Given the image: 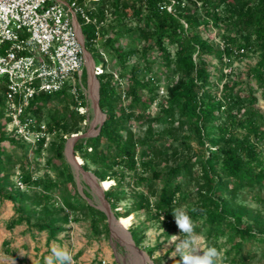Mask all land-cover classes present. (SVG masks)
Wrapping results in <instances>:
<instances>
[{
  "label": "trees",
  "instance_id": "obj_1",
  "mask_svg": "<svg viewBox=\"0 0 264 264\" xmlns=\"http://www.w3.org/2000/svg\"><path fill=\"white\" fill-rule=\"evenodd\" d=\"M161 1H92L86 13L95 19L96 24H84L77 19L84 45H91L96 39V32L98 35L106 34L102 24L106 20L107 7L114 11L115 22L109 29L112 37L107 36L106 41L116 53L121 69L119 77H127V85L122 91L129 97V102L126 108L119 104L120 85L113 82L112 74L96 75L98 107L105 114V119L95 136L75 141L73 153L82 159V169L87 170V165L92 167V174L98 181L116 182V187L110 186L103 192L116 218L143 211L151 218L161 220L172 233L180 232L172 215L178 206V197L193 181L197 199L188 214L194 222L195 231H203L206 246L216 247L224 263L248 264L256 257L254 248H264V229L261 226L254 229V226L244 223V211L234 204V199L243 192H250L257 202L264 203V153L260 147L264 142V113L254 107L256 98L250 87L247 93H243L241 89L234 91L230 85H224L217 96L211 90L206 57L223 62L255 50L257 60L248 68L247 74L261 88L264 96V0H178L175 14L161 10L157 5ZM183 1L185 4L182 6L180 3ZM125 17L134 20V26L127 27L123 23ZM210 29L218 30L222 41L220 46L204 38L202 30ZM126 34H136L146 43L147 46L140 50L145 68L148 67V53L156 50L169 77H178L166 90L165 106L149 120L140 139L134 138L125 122L134 118L135 109L145 112L149 108L158 97V87L153 85L152 78L145 81L139 79V70L135 66L127 71V55L136 54L137 50L132 48L123 54L118 48L119 38ZM169 47L174 48L173 54ZM143 90L146 95H143ZM53 103H66L74 109L85 105L82 95H79V102H75L64 88L36 96L30 103V112L38 121L40 113ZM74 109L60 118L48 114L51 122L45 124L47 131L79 132L78 124L84 121L85 116ZM176 116L180 127L186 126L201 145L205 141L208 143L206 154H202L199 161L191 157L167 170H155L149 159L157 153L156 143L160 135L173 133L171 125ZM4 121L0 114V198L10 202L15 212V217L6 224V228L11 230L25 224L30 230L44 232L49 242L65 231L56 221L68 223L70 213L80 212L88 217L90 229L98 233L99 224L106 225V217L103 212L89 206L77 192L64 161V138L54 143L52 158L48 160V164H54L55 173L61 178V183H58L33 176L30 171L28 150L33 152V156H39L43 141H38L36 147L30 149L29 145L8 138L4 135ZM160 122H168L170 127L155 130L154 124ZM8 149H19L25 165V173L19 175L24 188L20 189L15 184L13 193L6 190L7 177L1 175L14 168ZM195 165L200 166V172L193 175ZM126 176L130 180L126 185L135 189L143 187L145 191L132 192L130 207L120 214L115 210V204L125 195L117 188L124 187ZM62 184L67 185L66 193H62ZM84 196L88 197L86 193ZM58 200H61V211L64 212L61 219L48 218L51 210L44 207L45 219L30 222L31 205L58 203ZM129 234L134 244L138 245V232L130 230ZM147 254L151 256L152 250H147ZM34 264L47 262L40 258ZM152 264H160V258H152Z\"/></svg>",
  "mask_w": 264,
  "mask_h": 264
},
{
  "label": "rangeland",
  "instance_id": "obj_2",
  "mask_svg": "<svg viewBox=\"0 0 264 264\" xmlns=\"http://www.w3.org/2000/svg\"><path fill=\"white\" fill-rule=\"evenodd\" d=\"M106 10V20L102 24V27L106 30V34L100 33L91 45L85 46L84 67L80 76L79 85L85 105L81 108H79V106L77 109H74L73 106H69L66 103L49 104L47 110H43L40 113L38 121L46 124L48 121L51 122V119L47 117L48 114L60 118L69 110L74 109L78 114L85 116L84 121L78 124L80 131L77 133L83 136L89 135L87 137L95 136L98 133L97 127L101 115L100 111H96L93 107V101L89 93L90 75L92 74L94 80H97L96 75L93 74L94 65L99 69V71H97L98 74H112L113 82H119V90H121L119 104L122 108H126L129 97H127L122 90L127 85V77H119L121 69L116 59V53L109 48V43L106 41L107 36H109V38L112 37L109 33V29L115 22L113 17L114 11L108 7ZM123 23H125L127 27L134 26L135 24L134 20H130L127 17L123 19ZM202 34L204 38H208L211 44L216 46L221 45L222 41L217 29H210L208 31L202 30ZM117 45L123 54L129 52L132 48L137 50L136 54L132 53L127 55V71L132 66H135V68L139 70L137 74L139 79L145 81L146 78H152L154 79L153 85L158 87V97L149 108L145 112L140 108L135 109L134 118L125 122L126 128L131 130L134 138L140 139L146 131L149 120L159 114L161 108L165 106L166 90L178 80V77H169L168 73L165 72L161 56L156 50H152L148 53L146 58L148 67L145 68V62L140 57V50L147 45L139 39L136 34H126L119 38ZM168 50L171 54L174 53V48L169 47ZM87 52L90 57V66L86 59ZM206 60L209 61L208 70L211 74L209 79L211 82V90L216 92L217 96L221 93L224 85H230L234 91L241 89L243 93H247V88L250 87L252 89V95L256 98L254 107L264 113V96L262 90L247 74L248 68L253 66L257 60V52L255 50L246 51L242 57H234L230 60H224L223 62H218L210 57H206ZM142 92L143 95L147 94L145 90ZM171 126L173 133L160 135L156 143L157 153L153 154L149 159L151 167L155 170H167L191 157H195L196 160L199 161L201 160L202 154H206L208 143L205 141L204 144L201 145L196 136L190 133L186 126L180 127L177 122V116ZM169 127L170 125L168 122H160L153 126V128L158 131H162L164 128L167 129ZM72 134L75 133H63L61 130H55V132L49 136V144L41 150L39 156H33V152L28 150L27 157L30 164V171L33 176L49 178L61 183V178L55 173L56 168H54V164H48V160L52 158L54 143L64 138V161L69 167L76 190L89 206L95 210H99V208L103 207L100 194L94 186L85 180L82 173L74 170L69 162L67 147L69 144V137ZM87 137H80L79 139ZM260 147L264 153V142ZM7 152L11 155L10 161L14 164V168L1 175H6L8 182L6 190L13 193L15 191L16 178L20 174L22 175L25 173V165L21 161V151L19 149H8ZM75 156L79 157L77 155ZM81 163L82 165L84 164L83 161H81ZM85 171L92 173V167L87 165V170ZM140 171H138V173H140ZM195 172H200L199 165H195L192 169L193 175ZM145 174H148V172H145ZM110 181L112 182L111 186L116 187V182L113 180ZM129 181V177L126 176L123 180L124 187L117 188L125 195L124 199L115 204V210L120 214H123L124 211L130 207V194H132V192L137 190L145 191L143 187L136 189L129 187L126 185ZM195 187L193 181L186 186L184 193L178 197L177 208H183L188 213L189 208L197 199ZM61 190L62 193H66L67 185L62 184ZM104 191L105 190L102 192ZM84 193H86L88 197H85ZM252 195L253 194L250 192H243L235 197L234 204L243 209L244 223L254 226V229H258L259 226L264 229V203L261 204L257 202ZM60 201L61 200H58V203L53 202L51 204L42 202L39 205H31L30 208L32 212L29 215L30 222L45 219L43 215L44 207L51 210L48 218L61 219L64 212L61 211ZM129 215L131 216L130 224L125 231L127 234L130 230H136L138 232L140 243L135 245V247L145 258L133 253L128 246L123 243L120 234L114 232L108 225L107 220L104 221L106 225L100 223L98 226L99 232L94 233L90 229L88 217L80 212L70 213L68 223L62 224L61 221H56L57 225L64 228L65 231L58 233L56 239L49 242L46 241V234L44 232L39 233L35 230H30L25 224H21L9 230L6 228V224L15 217V212L10 202L0 198V264H34L40 258L47 262L52 256L53 248L67 250L72 257L71 264H152V258H160V264H171V262L181 264L180 257L175 252V247L179 243L175 235L179 236L180 232L177 231L172 233L161 220L157 221L143 211H134ZM195 232L200 237L197 241L198 246L201 250L206 249L207 246L203 231ZM5 242L6 244H4ZM147 250H152L151 256L147 254ZM254 250L256 257L248 264H264V248L258 247L254 248ZM222 264L227 263L222 261Z\"/></svg>",
  "mask_w": 264,
  "mask_h": 264
},
{
  "label": "built area",
  "instance_id": "obj_3",
  "mask_svg": "<svg viewBox=\"0 0 264 264\" xmlns=\"http://www.w3.org/2000/svg\"><path fill=\"white\" fill-rule=\"evenodd\" d=\"M92 1L98 0H0V114L8 138L30 149L41 140L42 149L47 147L54 132H48L46 125L34 118L31 101L40 94L65 88L79 102L86 50L77 19L96 24L86 13ZM178 4V0H163L157 5L175 14ZM93 69V74L98 75V67L94 65ZM15 184L24 188L19 176Z\"/></svg>",
  "mask_w": 264,
  "mask_h": 264
},
{
  "label": "clouds",
  "instance_id": "obj_4",
  "mask_svg": "<svg viewBox=\"0 0 264 264\" xmlns=\"http://www.w3.org/2000/svg\"><path fill=\"white\" fill-rule=\"evenodd\" d=\"M172 215L180 231L179 236L175 235L179 240L175 252L180 257L181 264H222L220 252L216 247L200 249L197 244L200 237L196 234L194 222L185 209L176 208ZM71 261L72 257L67 250L53 248L47 264H71Z\"/></svg>",
  "mask_w": 264,
  "mask_h": 264
},
{
  "label": "bare ground",
  "instance_id": "obj_5",
  "mask_svg": "<svg viewBox=\"0 0 264 264\" xmlns=\"http://www.w3.org/2000/svg\"><path fill=\"white\" fill-rule=\"evenodd\" d=\"M86 59L88 62V65H91L90 59L88 58V56L86 55ZM91 74V73H90ZM89 93H90V97L93 101V107L95 108V98H96V82L92 76V74L90 75V82H89ZM67 155H68V159L70 164L72 165V167L74 168V170L76 172H80L79 170V164H81V159L77 158L76 160H74L71 155H70V142L68 144L67 147ZM85 180L91 184L93 186V182L90 179V177L86 174H83ZM112 182L110 180H105L102 181V185H101V190H106L111 186ZM130 219L131 216L128 215L126 217H121L119 218V221L117 223H111V228L114 232H117L118 234H120V236L122 237V241L123 243H125L128 248L135 254L145 258V256L140 253L138 250H136L133 246L132 243L130 242V239L128 237V234L126 233L125 229L127 228V226L130 224Z\"/></svg>",
  "mask_w": 264,
  "mask_h": 264
},
{
  "label": "water",
  "instance_id": "obj_6",
  "mask_svg": "<svg viewBox=\"0 0 264 264\" xmlns=\"http://www.w3.org/2000/svg\"><path fill=\"white\" fill-rule=\"evenodd\" d=\"M79 34L81 36V32L80 31H79ZM85 53H86V51H85ZM87 56L89 57L88 52H87ZM89 59H90V57H89ZM95 82H96V86H97L96 87V98H95V109H96V111L97 110L100 111V109L98 107V81L95 80ZM100 115H101V118H100V122H99L98 127H97V132L99 131V128H100V126L102 125V123L104 122V119H105V114L102 113L101 111H100ZM87 136H89V135H84L83 136V135H81L79 133H75V134L70 135V137H69V142H70V155H71V157L74 160H76L77 158H79V157H76L74 155V153H73V145H74L75 141L77 139H79L80 137H87ZM81 165H82V163L79 164L80 173L86 174V175H88L90 177V179L93 182L94 188L100 194V198H101V202H102L103 207L99 208V210L104 213V215L106 217V220L108 222V225L111 227V223H117L119 221V218H116L114 216V214H113V212H112V210H111V208L109 206V203L104 198V194L102 192L103 190H101L102 181H98L97 178L92 173L83 170L82 167H81ZM128 237L130 239V242L132 243V246L136 249L135 244L132 241L131 236H130L129 233H128Z\"/></svg>",
  "mask_w": 264,
  "mask_h": 264
},
{
  "label": "crops",
  "instance_id": "obj_7",
  "mask_svg": "<svg viewBox=\"0 0 264 264\" xmlns=\"http://www.w3.org/2000/svg\"><path fill=\"white\" fill-rule=\"evenodd\" d=\"M60 1H65V0H60Z\"/></svg>",
  "mask_w": 264,
  "mask_h": 264
}]
</instances>
